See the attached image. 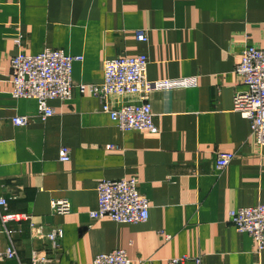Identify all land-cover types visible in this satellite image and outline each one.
Instances as JSON below:
<instances>
[{
	"label": "crops",
	"instance_id": "obj_1",
	"mask_svg": "<svg viewBox=\"0 0 264 264\" xmlns=\"http://www.w3.org/2000/svg\"><path fill=\"white\" fill-rule=\"evenodd\" d=\"M251 44L264 49V0H0V198L21 216H0V264H32L36 249H47L51 264H94L117 249L132 264H264V250L229 219L264 204V146L234 109L244 88L236 65ZM47 48L83 59L73 65L72 98L51 99L54 114L42 120L37 99L13 95L10 60ZM142 54L149 80L195 82L150 93L156 132L123 131L79 85L101 84L107 59ZM14 116L29 123L15 125ZM227 151L235 159L219 170L217 154ZM123 178L139 180L149 219L92 218L99 183ZM54 199L72 211L54 214ZM57 226L65 235L55 251L44 235ZM12 245L18 258L5 255Z\"/></svg>",
	"mask_w": 264,
	"mask_h": 264
},
{
	"label": "built area",
	"instance_id": "obj_2",
	"mask_svg": "<svg viewBox=\"0 0 264 264\" xmlns=\"http://www.w3.org/2000/svg\"><path fill=\"white\" fill-rule=\"evenodd\" d=\"M141 40H146L143 31L138 32ZM22 44V35L16 40ZM81 55H69L60 49L47 48L34 55L20 52L10 60L12 68L13 95L19 98L38 100L39 117L42 120L54 114L49 104L51 99L69 100L73 96L72 73L75 62L82 60ZM149 58L145 55L134 57L120 56L104 62V81L101 84H80L82 92L90 91L98 96L102 110L109 113L112 120L123 130L156 132L150 93L154 90L176 86H188L195 79H163L151 81L148 78ZM243 89H238L234 96V109L251 122L253 133L261 147L264 146V49L247 45L241 52L236 65ZM113 96H139L138 101L125 102L114 106ZM15 125H27L28 116H14ZM110 147V146H108ZM62 161L71 159L68 147L59 151ZM235 159L234 152H218L217 167H227ZM98 208L90 212L95 219L109 217L121 223L146 222L150 216L151 204L141 194L137 178L104 180L98 185ZM7 199L0 198V216L3 222L20 219L21 216L6 213ZM54 214H67L72 211V203L67 199H54L51 202ZM229 219L241 232H247L257 242V250H264V204L240 207L229 212ZM11 238L13 231L7 230ZM64 229L53 227L45 233L51 249L58 250L64 238ZM5 255L9 259L18 258L15 247L10 246ZM188 257L174 258L169 264H181ZM53 259L47 249H36L32 255V264H51ZM94 264H132L128 253L123 249L102 253L96 256Z\"/></svg>",
	"mask_w": 264,
	"mask_h": 264
}]
</instances>
